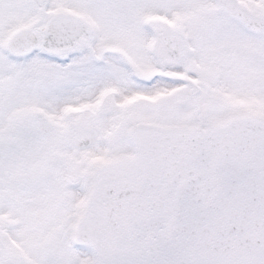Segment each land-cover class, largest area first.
I'll return each mask as SVG.
<instances>
[{
  "label": "snow or ice",
  "instance_id": "1",
  "mask_svg": "<svg viewBox=\"0 0 264 264\" xmlns=\"http://www.w3.org/2000/svg\"><path fill=\"white\" fill-rule=\"evenodd\" d=\"M0 264H264V0H0Z\"/></svg>",
  "mask_w": 264,
  "mask_h": 264
}]
</instances>
